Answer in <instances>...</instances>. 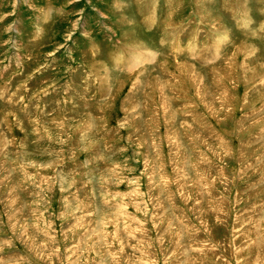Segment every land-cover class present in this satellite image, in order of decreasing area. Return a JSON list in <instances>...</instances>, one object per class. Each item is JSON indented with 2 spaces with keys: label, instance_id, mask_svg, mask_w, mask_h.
<instances>
[{
  "label": "rangeland",
  "instance_id": "374dc122",
  "mask_svg": "<svg viewBox=\"0 0 264 264\" xmlns=\"http://www.w3.org/2000/svg\"><path fill=\"white\" fill-rule=\"evenodd\" d=\"M0 264H264V0H0Z\"/></svg>",
  "mask_w": 264,
  "mask_h": 264
}]
</instances>
